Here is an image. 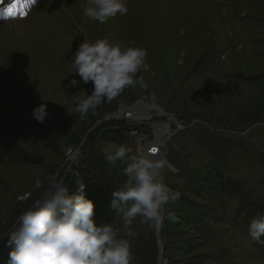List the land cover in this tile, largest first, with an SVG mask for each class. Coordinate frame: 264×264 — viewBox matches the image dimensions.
<instances>
[{"label":"rangeland","instance_id":"obj_1","mask_svg":"<svg viewBox=\"0 0 264 264\" xmlns=\"http://www.w3.org/2000/svg\"><path fill=\"white\" fill-rule=\"evenodd\" d=\"M12 1L0 3V235L13 231L40 197L37 180L68 172L69 190L75 179L69 168L78 170L94 154L106 161L104 152L115 151L103 130L125 127L119 123L131 119L121 113L145 107L148 117L136 118L137 126L150 130L175 121L181 127L166 138L165 152L186 165L190 180L196 176L192 134L227 138L228 176L240 187L223 200L225 208L204 199L205 213L199 196L187 193L186 179L163 169V182L181 193L169 223L170 248L165 253L161 232L157 237L156 228L137 217L131 225L136 235L121 233L131 241V264H264V244L248 233L251 220L264 216V0H125L128 13L104 24L83 15L87 0H25L8 16L3 9ZM98 39L146 49L150 68L136 78L148 87L130 86L80 121L74 100L84 98L82 91L90 95L93 85L71 87L72 79L80 80L74 54L84 41ZM40 104L47 106L44 123L32 115ZM133 132L131 145L135 137H151L147 129ZM130 148L137 154L134 144ZM202 212L207 225L192 217ZM113 215L109 224L122 228ZM138 254L146 256L139 260Z\"/></svg>","mask_w":264,"mask_h":264},{"label":"clouds","instance_id":"obj_2","mask_svg":"<svg viewBox=\"0 0 264 264\" xmlns=\"http://www.w3.org/2000/svg\"><path fill=\"white\" fill-rule=\"evenodd\" d=\"M3 0H0L2 3ZM35 2V0H33ZM7 8V7H6ZM128 13L125 0H87L83 15L104 24L117 14ZM147 50L139 47H123L120 43H110L98 39L94 43L84 41L74 54L73 67L80 80L72 79L71 87L80 84L93 85L90 95L84 91V98L76 97L74 112L84 121L89 112L111 103L130 86L139 85L146 89L148 82L136 78L140 71H148ZM46 104L33 109L32 115L39 123H44L48 113ZM115 151L106 150L104 158L110 165L123 162V174L127 179L122 189L112 193L111 210L123 221L122 228L109 223L97 224L94 219V204L84 195L81 183L77 194L68 193V172L50 175L46 182L36 181L43 191L32 206L20 214L18 227L14 231L0 235L9 237L8 264H131L133 253L131 241L123 236L134 237L133 221L150 228L160 229L166 218H174L166 206L176 203L181 193L171 189L161 179V172L169 166L164 153L158 157L144 153L131 154L124 145H114ZM151 150L157 153L155 148ZM78 175L77 168L69 170ZM46 185V186H45ZM123 233V236L121 235ZM250 237L264 244V216L253 218L248 226Z\"/></svg>","mask_w":264,"mask_h":264},{"label":"trees","instance_id":"obj_3","mask_svg":"<svg viewBox=\"0 0 264 264\" xmlns=\"http://www.w3.org/2000/svg\"><path fill=\"white\" fill-rule=\"evenodd\" d=\"M3 102H5V100L0 97V104H2ZM5 109L8 110V108L6 107ZM119 124H124L125 127H119L118 125L117 127H114L116 129L112 127V129L103 130L104 138L107 139L108 142H111V144L116 146L124 145L128 148H130L131 146L133 148V144H130L132 142H130V139L128 137L130 131L142 132L143 130L147 129V132L149 133L148 128L144 126H127V124L124 122H120ZM227 142V138L216 134H192V141H190L188 145V148H190L192 151V163L195 166L194 170H196V176L192 180L185 176L186 172L183 169L186 165H184V167L180 166V164L176 160H173L170 156L167 157L169 164L178 171L177 174L171 173V177L181 176L180 178L186 179V181L188 182L185 184L187 193L195 195L197 198L199 196L202 201L201 208L204 212L206 210L208 211L207 205L204 203V199L211 202L214 200H218L219 203L216 205V208H225L223 200L234 198V195L239 191L240 185L236 182L233 183V180L228 176L229 164L226 161L227 153L226 151H224V146H226ZM135 152L136 150H134V153ZM97 157L98 154H94L93 158H91L90 160H87L89 159L87 158L81 163V167H78L77 170L78 175H73L72 177V179L74 177L75 179L72 181L73 184H71L68 193L69 195L77 194V190L82 183L84 185L83 192L85 197L87 199H90L94 204V221L97 224L110 223L114 216V211H112L110 207L111 200L113 198L112 193L114 191L122 189L123 183L127 179V177L123 174V168L126 165H122L120 163L121 166L117 169H114L107 161H104L102 158ZM106 171H108V173H106ZM175 186L176 185L172 187V185H169L171 189L178 191ZM174 208L176 210L172 211ZM27 209L28 207H25L24 210L26 211ZM177 211H179L177 207H175L173 204H169L166 206L165 215L167 217L169 212H171L172 214H176ZM192 217L196 220L195 223L201 222V225H207L206 218L208 217V214H205L204 216L202 214L200 215V217ZM210 220L214 221L213 218H210ZM217 221L218 220H215L214 223H216ZM169 223H172V218H166L163 221L161 229V235L162 237H164L163 245L165 253L167 248H170L171 245L170 242L167 241V234L172 232L169 231V229L171 228V225H169ZM16 227H18V223L15 228ZM8 239L9 237L6 235L3 240L0 241V264H8V254L12 250L11 247L8 246ZM186 245L189 246V250L192 248V245L190 243H186ZM180 249L181 248L178 246V243H176L175 250ZM152 251L154 252L156 258L158 253L157 248L153 246ZM136 256L139 257L140 260L141 254H138ZM145 256L146 254H143L141 256V259ZM155 258H153L154 262Z\"/></svg>","mask_w":264,"mask_h":264},{"label":"bare ground","instance_id":"obj_4","mask_svg":"<svg viewBox=\"0 0 264 264\" xmlns=\"http://www.w3.org/2000/svg\"><path fill=\"white\" fill-rule=\"evenodd\" d=\"M140 107V106H139ZM147 112H148V110H147V108H138V107H136V108H134V109H130V110H127V111H124L123 113H121V114H126V113H128V114H126V115H128L127 116V118H130L131 120H133V119H136V118H143V117H145V116H147L148 117V114H147ZM120 114V115H121ZM132 116H131V115ZM172 122V121H171ZM162 128H161V126H158V129H157V131H156V134H160L161 132H162ZM148 144V143H147Z\"/></svg>","mask_w":264,"mask_h":264},{"label":"built area","instance_id":"obj_5","mask_svg":"<svg viewBox=\"0 0 264 264\" xmlns=\"http://www.w3.org/2000/svg\"><path fill=\"white\" fill-rule=\"evenodd\" d=\"M127 116L128 115H126V118H127ZM137 121V119L135 120V119H133V120H131V121H128V122H126L127 124H132V123H134V122H136ZM169 122H171V121H169ZM140 123V122H139ZM174 124L176 125V126H178V128L180 127L178 124H176L175 123V121H174ZM136 133L135 132H133L132 133V135H135ZM153 148H156L158 151H157V153L156 154H153L152 153V149ZM161 149V146L160 145H156V144H150V143H148V144H146V146H145V150L147 151V153H149L150 155H157L158 153H159V150Z\"/></svg>","mask_w":264,"mask_h":264},{"label":"snow or ice","instance_id":"obj_6","mask_svg":"<svg viewBox=\"0 0 264 264\" xmlns=\"http://www.w3.org/2000/svg\"><path fill=\"white\" fill-rule=\"evenodd\" d=\"M22 0H13V3L9 4L7 8L3 9V12L8 16L12 15L13 10L21 4ZM26 15V13H24ZM155 148H153V152H155Z\"/></svg>","mask_w":264,"mask_h":264},{"label":"water","instance_id":"obj_7","mask_svg":"<svg viewBox=\"0 0 264 264\" xmlns=\"http://www.w3.org/2000/svg\"><path fill=\"white\" fill-rule=\"evenodd\" d=\"M169 128H170L171 130H175V126H174V125H170ZM160 231H161V228H160V229H156L157 237L160 236ZM161 249H162V246L159 245V251H160Z\"/></svg>","mask_w":264,"mask_h":264}]
</instances>
